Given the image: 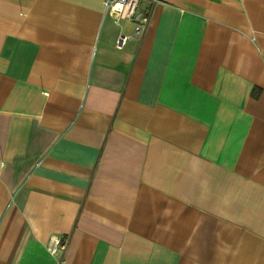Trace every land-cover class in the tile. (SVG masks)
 I'll return each instance as SVG.
<instances>
[{
  "label": "crops",
  "instance_id": "obj_1",
  "mask_svg": "<svg viewBox=\"0 0 264 264\" xmlns=\"http://www.w3.org/2000/svg\"><path fill=\"white\" fill-rule=\"evenodd\" d=\"M104 1L0 0V264H264V0Z\"/></svg>",
  "mask_w": 264,
  "mask_h": 264
},
{
  "label": "built area",
  "instance_id": "obj_2",
  "mask_svg": "<svg viewBox=\"0 0 264 264\" xmlns=\"http://www.w3.org/2000/svg\"><path fill=\"white\" fill-rule=\"evenodd\" d=\"M141 0H105V9L113 10L117 21L121 19H132L134 18L138 5ZM151 2H156L157 0H149ZM148 22V17L143 16L142 19L135 23L134 36H140L146 29ZM65 247V242L59 236H53L48 244L47 248L51 254H54L57 249H63Z\"/></svg>",
  "mask_w": 264,
  "mask_h": 264
}]
</instances>
